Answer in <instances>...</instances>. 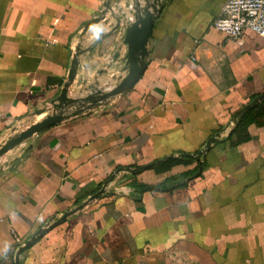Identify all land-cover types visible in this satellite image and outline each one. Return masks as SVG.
<instances>
[{
  "label": "crops",
  "instance_id": "obj_1",
  "mask_svg": "<svg viewBox=\"0 0 264 264\" xmlns=\"http://www.w3.org/2000/svg\"><path fill=\"white\" fill-rule=\"evenodd\" d=\"M226 2L0 0V135L53 114L74 61L70 99L118 86L128 26L156 16L130 90L0 163V264L66 214L20 264H264V128L234 133L264 95V36L212 28Z\"/></svg>",
  "mask_w": 264,
  "mask_h": 264
},
{
  "label": "water",
  "instance_id": "obj_2",
  "mask_svg": "<svg viewBox=\"0 0 264 264\" xmlns=\"http://www.w3.org/2000/svg\"><path fill=\"white\" fill-rule=\"evenodd\" d=\"M107 8L110 9L109 3L107 4ZM156 16L153 12L149 9L143 11V13H139L137 17H134V22L131 23L126 32L125 38V45L128 47V54H127V76L121 81V83L116 86L114 89L110 91H102L98 90L96 94H90L85 98L82 99H70L68 97V89L71 83L74 80L75 76V67L77 65V61H74V68L71 71L69 76V82L65 85L63 89V93L61 98L59 99L58 103L53 104V114H49L43 119L41 122L36 123L26 130L20 132L15 137L10 138L5 145H3L0 149V159L8 154L10 151L14 150L15 148L25 144L28 140H30L35 135L43 132L46 129H49L70 116H76L84 111L91 109L103 101H106L112 97H116L118 95L123 94L124 92L130 90L143 76L146 68H147V58L149 56L148 51V44L150 38L153 33L154 23H155ZM101 19H95L91 23H89L88 28L92 27L93 25L99 23ZM264 102V95L258 97L254 102L245 106L237 115L235 122L240 115L245 112H248L261 103ZM73 110V111H70ZM71 112V113H67ZM46 113V110L38 111V115ZM214 139L209 141L207 149L200 153V155H204L207 153L211 142ZM183 157L193 158V155H186L183 154ZM172 157H170L171 159ZM154 187H147L146 190H153ZM70 214H66L60 219L59 221L55 222L53 225L41 229L37 231L32 239L28 241L17 253L15 258V264H20L21 255L28 249H30L38 240H40L47 232L52 230L54 227L60 225L61 223L65 222L67 217Z\"/></svg>",
  "mask_w": 264,
  "mask_h": 264
},
{
  "label": "built area",
  "instance_id": "obj_3",
  "mask_svg": "<svg viewBox=\"0 0 264 264\" xmlns=\"http://www.w3.org/2000/svg\"><path fill=\"white\" fill-rule=\"evenodd\" d=\"M211 27L238 42L246 31L264 36V0H227Z\"/></svg>",
  "mask_w": 264,
  "mask_h": 264
},
{
  "label": "trees",
  "instance_id": "obj_4",
  "mask_svg": "<svg viewBox=\"0 0 264 264\" xmlns=\"http://www.w3.org/2000/svg\"><path fill=\"white\" fill-rule=\"evenodd\" d=\"M251 125L264 128V102L238 117L234 131L235 135L244 139L242 135L248 131ZM188 162L189 160L187 158L172 159L164 164H161L156 168V170H158L159 173H164L170 171L175 166L186 165Z\"/></svg>",
  "mask_w": 264,
  "mask_h": 264
},
{
  "label": "rangeland",
  "instance_id": "obj_5",
  "mask_svg": "<svg viewBox=\"0 0 264 264\" xmlns=\"http://www.w3.org/2000/svg\"><path fill=\"white\" fill-rule=\"evenodd\" d=\"M98 90H100V89H94V90H91L90 93H89V95H90V94H96V92H97ZM25 129H27V128L20 127V128H18L16 131H11V132H9V133H7V134L5 133V134H3V135H0V149H1V147H2L3 145H5V143H6L10 138L15 137L17 134H19L20 132L24 131ZM19 147H20V146H19ZM11 153H13V152H10V153L6 154L4 157H2V158L0 159V163H1L3 160H5V158L8 157V155H10Z\"/></svg>",
  "mask_w": 264,
  "mask_h": 264
}]
</instances>
